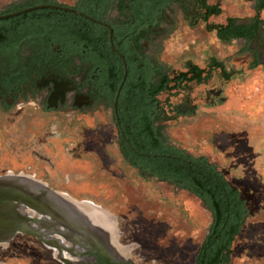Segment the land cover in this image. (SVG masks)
Instances as JSON below:
<instances>
[{
	"label": "flooded vegetation",
	"instance_id": "1",
	"mask_svg": "<svg viewBox=\"0 0 264 264\" xmlns=\"http://www.w3.org/2000/svg\"><path fill=\"white\" fill-rule=\"evenodd\" d=\"M233 1L237 3L230 9L223 0H7L0 6V16L35 6L47 7L0 19V114L22 118V113L36 111L40 116L69 118L78 113L94 122L102 118L104 125L93 128L89 138L84 136V129L77 132L80 140L73 144V153L85 149L94 154L98 164L116 169L104 170L120 181L125 178L126 165L145 181L155 180L197 198L209 213L189 189L156 175L159 159L155 157L167 150V161L174 159V151L205 158L230 183L215 163L177 147L165 130L168 123L181 117L194 119L199 104L205 106V116L235 119L233 113L237 112L243 90L237 88L234 92L229 87L234 82L242 86L245 81L241 66L245 72H260L264 79V0ZM181 22L190 27L203 24L217 43L233 51L221 58L218 53L210 54L203 66L186 61L182 69L176 70L161 64L160 45ZM165 76L169 89L159 91ZM151 97L158 103L147 111L151 127L145 136L144 128L138 126L141 121L132 116V111L135 107L143 109ZM240 109L238 117L249 112L247 106ZM256 118L260 123L246 120L258 127L254 134L259 139L258 147L264 149V113ZM132 120L136 127L129 125ZM143 147L152 152L143 153ZM111 149L114 158L108 152ZM231 186L237 188L249 215L246 192ZM33 217L37 219L38 214ZM19 236L37 251V261L32 255L19 259L11 249L22 242ZM47 239L55 248L17 233L0 244V264H141L132 260L131 254H118L119 247L128 245L131 239L123 234L122 241L117 232L114 242L105 237L109 253L84 238L68 243L54 234Z\"/></svg>",
	"mask_w": 264,
	"mask_h": 264
},
{
	"label": "rangeland",
	"instance_id": "2",
	"mask_svg": "<svg viewBox=\"0 0 264 264\" xmlns=\"http://www.w3.org/2000/svg\"><path fill=\"white\" fill-rule=\"evenodd\" d=\"M223 2L230 9L237 3ZM232 51L233 48L217 43L203 24L190 27L181 22L161 43L158 61L178 70L186 61L203 66L210 54L218 53L221 58ZM241 67L245 81L242 86L234 82L229 87L234 92L237 88L243 90L238 106L235 104L238 107L233 113L235 119L205 116L202 113L205 106L199 104L201 108L194 119L181 117L168 123L165 132L177 147L207 157L231 185L243 188L249 215L232 245L229 264H264V149L257 145L259 139L254 132L258 127L251 122L260 123L256 116L264 113V79L260 72H245V67ZM245 106L249 112L238 117L240 107ZM37 113H22V118L0 114V175L22 171L23 175L32 176L77 202L92 201L112 217L117 237L121 236L123 241L124 234L131 239L129 243H134L122 244L118 254H131L137 263L151 264L155 260L154 264H194L211 221L197 198L155 180L145 181L126 165H123L125 178L113 179L104 169L114 172V167L98 164L95 155L85 149L73 153V144L80 140L77 132L84 129L83 135L89 138L88 133L95 131L93 128L104 125L102 118L94 122L93 118L78 113L70 118ZM113 151H108L111 158ZM19 237L22 242L11 249L19 259L32 255L37 261V251L24 243V237Z\"/></svg>",
	"mask_w": 264,
	"mask_h": 264
},
{
	"label": "water",
	"instance_id": "3",
	"mask_svg": "<svg viewBox=\"0 0 264 264\" xmlns=\"http://www.w3.org/2000/svg\"><path fill=\"white\" fill-rule=\"evenodd\" d=\"M46 7H31L0 16V19ZM82 203L91 204L96 209L85 212L78 206ZM95 212H97L95 214L97 218L92 217V213ZM35 213L38 214L37 219L33 217ZM98 214L100 216H97ZM102 222H106L111 228L114 242L116 240L114 220L99 206L91 202H77L67 194L56 192L32 176L12 173L0 176V239L7 241L17 233H23L41 240L51 249L55 247L49 244L47 238L56 234L68 243L84 238L94 243L97 248H101L104 253H109L105 235L99 227Z\"/></svg>",
	"mask_w": 264,
	"mask_h": 264
},
{
	"label": "trees",
	"instance_id": "4",
	"mask_svg": "<svg viewBox=\"0 0 264 264\" xmlns=\"http://www.w3.org/2000/svg\"><path fill=\"white\" fill-rule=\"evenodd\" d=\"M2 1L4 2L0 0V5ZM192 72L197 75L195 69H192ZM182 76L184 77V74ZM168 82V77L165 76L159 91L168 90ZM157 103L154 97H151L149 100L146 99V103L142 105L143 109L135 107L132 111V116H138V120L141 121L138 126L144 128L145 136L150 133L151 127L147 111L156 107ZM129 125L136 127L134 122ZM142 151L152 152L147 147H143ZM168 153L169 151L165 150L160 153V157H155L159 159V165H156L158 168L155 166L156 175L161 180L169 179L189 189L211 215V224L196 251L194 264H227L232 253V243L248 217L245 201L240 198L237 188H233L205 158L196 159L174 151L172 152L174 159L170 158V161H167Z\"/></svg>",
	"mask_w": 264,
	"mask_h": 264
},
{
	"label": "bare ground",
	"instance_id": "5",
	"mask_svg": "<svg viewBox=\"0 0 264 264\" xmlns=\"http://www.w3.org/2000/svg\"><path fill=\"white\" fill-rule=\"evenodd\" d=\"M80 208H82L85 212H90V211H94V208L91 204H80L78 205ZM83 211V213H84ZM93 214V218H97L95 214H97V212L95 213H92ZM97 216H100L99 214ZM97 224V222H95ZM100 227V231L102 233H104L105 237L109 238L111 241L113 239L112 237V233H111V228L109 227V225L106 223V222H102V224L99 226ZM3 242H6L4 239H0V244L3 243ZM57 242V241H56Z\"/></svg>",
	"mask_w": 264,
	"mask_h": 264
}]
</instances>
